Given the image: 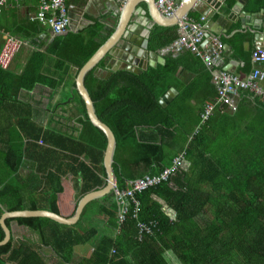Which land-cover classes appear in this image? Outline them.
<instances>
[{
	"label": "trees",
	"instance_id": "obj_1",
	"mask_svg": "<svg viewBox=\"0 0 264 264\" xmlns=\"http://www.w3.org/2000/svg\"><path fill=\"white\" fill-rule=\"evenodd\" d=\"M190 18L196 20L197 16L191 13ZM102 19L103 16L95 19L96 23L91 27L103 28ZM43 26L28 17L22 28L15 26L10 33L40 48L41 44L37 42L40 38L36 36L43 32ZM85 28L54 36L47 50H37L19 73L10 71L11 67L0 68V110L12 100L18 102L22 89H34L45 57H50L53 52L59 55L56 43L67 39V42L79 41L76 52L85 53L80 68L84 66L107 39L98 31L85 33ZM114 29L113 26L107 30L113 32ZM179 36V24L155 26L149 37V47L157 52L167 50L165 62L148 65L142 72L120 69L108 77L98 73V68L105 63L102 60L89 72L86 84L100 118L114 130L117 138L113 168L118 188H125L130 180L146 174L160 173L184 150L187 154L185 165H190L188 171L183 169L172 181L138 193V219L133 217L130 205L125 221H120V206L115 191H112L91 202L77 225H64L42 217L6 221L10 229L17 224L37 232L41 246L51 248L61 259V264H169L165 257L168 252L180 264H264V162L261 156L247 155L246 159L245 155L230 160L228 156H206L207 149L201 152V137L204 138L212 123L211 116L200 124L205 107L201 111V69L205 79L213 83L212 73L191 49L177 52L171 48ZM63 65L61 62L60 66ZM213 84L212 88L216 87ZM173 88L178 93L165 106L161 101ZM247 94L243 92L242 95ZM79 98L83 116L80 135L48 133L55 136L54 140L43 141L77 164L69 169L79 177V185H83L82 189L77 187L81 200L108 184L104 163L108 138L90 121L86 103L81 95ZM19 129L23 133L27 129L30 131L27 137L32 143L27 145L38 151L47 150V147L35 144L39 140L37 136L41 135L37 125L17 121L10 135L13 137V132ZM22 150L20 147L19 158ZM11 158L13 162L17 159L14 146ZM15 163L8 165L7 174L0 176V219L6 211L24 209L60 213L59 194L64 188L61 177L57 176L42 177L41 202L32 199L29 205L22 201L23 208L7 203L3 198L6 194L18 198L21 191L18 184L13 185L9 180V175L18 171L19 165ZM201 167L204 171L202 182ZM53 178L60 184L55 185ZM165 205L170 208L169 212ZM138 221L154 222L157 226L152 234L139 239ZM4 237L0 225V241ZM89 243L94 245L92 253L76 261L77 247ZM9 263L52 264L37 247L30 243L16 245L13 238L0 246V264Z\"/></svg>",
	"mask_w": 264,
	"mask_h": 264
},
{
	"label": "crops",
	"instance_id": "obj_2",
	"mask_svg": "<svg viewBox=\"0 0 264 264\" xmlns=\"http://www.w3.org/2000/svg\"><path fill=\"white\" fill-rule=\"evenodd\" d=\"M66 1L72 19L69 30L78 28L75 30L78 31L87 27L85 33L94 34L98 31L100 34H105L108 39V31H102L104 28H111L118 23L119 14H117V11L119 9L117 2L119 0ZM234 4L235 0H227V4L224 2L219 9H214L207 3L200 2L194 6L191 13L196 15L198 19L203 15L206 16L205 37L202 43L204 51H209L215 41L222 42L220 51L215 56L214 68L227 69L243 77V79H247L249 73L256 67L252 61L253 51L257 47H264V0H245L243 6L233 8ZM139 5L137 12L135 11L133 21L141 18L144 19L143 23L150 21L147 17L138 16L140 10L145 11L148 8V3L142 0ZM38 7L39 0H9L7 2L0 17V48L5 35L10 34V30L15 26L22 28L29 14L34 13ZM102 16L103 19L100 23L103 28L102 26L98 27V25L92 28L91 25L96 23L95 19ZM194 19L189 18L190 21ZM132 26L139 28L136 23ZM43 29V32L36 36L40 38L37 42L41 44V47L35 45L34 47L31 43L26 42L13 61L10 71L19 73L32 60L37 50L42 52L47 50L57 34H54L46 25L43 26ZM145 31L147 32V30ZM67 40L56 43L55 49L59 55L53 52L49 55L50 57H45L41 76L39 75V82L36 83L34 89H22L17 97L18 102L12 100L5 104V108L0 110V176L7 174L8 165L18 162L15 163L19 165L18 171L10 174L9 180H12L13 185L18 184L21 187L19 197L12 198L11 194H6L3 198L8 204L15 203L22 208V201L29 205L32 199L38 203L42 201L43 196L40 192H42L43 176L61 177V185L64 191L59 194L60 214L70 218L75 215L79 202L77 187L82 189L83 186L78 183L79 177L69 169L71 165L77 164H73L61 153L55 152L52 146L50 147L43 141V139L54 140L55 136L48 133L79 136L83 131V125L80 122L83 116L81 114L82 107L77 89V79L83 67L80 68V62L84 61L85 53L76 52L79 50V41L67 42ZM165 51L167 50L158 53L164 57ZM37 59L40 62L39 56ZM102 60L105 63L98 68L99 74H106L110 77L115 71L120 70H113L117 65L116 58L113 55L109 54ZM61 62L64 63L63 66H60ZM201 62L206 65L202 58ZM123 65H125L124 62ZM258 68L264 71V63L258 65ZM204 74L201 69V111L202 107H206L211 103L214 104L217 100V90L214 87V82L212 83L210 79L207 81ZM42 80H44V83H42ZM212 84L214 88H212ZM262 87L264 88V83ZM243 92L249 94L242 95ZM217 108L218 111H216ZM217 108L214 110L216 114L214 111L211 114L212 123L208 128L209 131H206L204 138L201 137V152L203 149H207L206 156L217 158L228 156L230 160H237L236 158H239V156L245 157V155L246 159L247 155L261 156V161L264 162V102L262 97L240 90L230 97L227 104H218ZM201 113L203 114V112ZM213 113L216 115L215 117ZM17 121L37 125L41 130V135L37 136L39 140L35 144L39 147H47V150L41 149L38 151L34 149V146L27 145V143H32L31 138L27 137L30 132L28 129L25 133L22 129H19L17 132H13L12 137L10 133H12L11 130H13ZM203 123L201 117L200 124ZM29 129L31 130V128ZM199 129L200 125L197 131ZM41 141L42 145L40 144ZM13 146L17 158L14 162L11 158V148ZM20 147H23V150L19 158ZM184 152L186 153V150ZM189 167L190 165H184L183 169L188 171ZM203 174L204 171L201 167V182ZM53 182L55 185L60 184V181L55 180V178H53ZM23 183L25 186L22 187ZM128 183L126 187H129ZM204 185H209V183H204ZM165 207L169 212L168 205H165ZM11 231L16 245L30 243L45 255L47 261L52 264H61V259L56 256L51 248L41 246L37 232L17 224L11 227ZM93 249L94 245L92 243L78 246L76 261L83 255H90ZM165 257L169 264H180L170 252Z\"/></svg>",
	"mask_w": 264,
	"mask_h": 264
},
{
	"label": "water",
	"instance_id": "obj_3",
	"mask_svg": "<svg viewBox=\"0 0 264 264\" xmlns=\"http://www.w3.org/2000/svg\"><path fill=\"white\" fill-rule=\"evenodd\" d=\"M141 1L142 0H120V6H118L119 11H117L119 20L114 26V31L109 32L104 28L103 32L108 31V39L81 68L77 79V89L86 103L90 121L94 126L101 129L108 138V147L104 161L108 173L107 186L103 189L92 191L79 200L76 213L70 218L48 210L6 211L0 219V225L5 234L4 239L0 241V246L6 245L12 238V231L6 223L8 219L42 217L64 225H77L91 202L106 197L117 187V178L113 168L117 151V138L114 130L100 118L97 112L96 103L86 84L89 72L109 54L116 58L117 65L113 70L127 69L134 72H142L148 65L154 66L157 62H164L165 58L161 56L160 53L149 48V37L155 26L170 27L178 25L182 21L190 22V12L194 6L200 2L207 3L214 9H219L224 2L227 4V0H178L179 8L173 15L168 16L157 7L156 0H144L148 3V8L145 11L140 10L138 16L147 17L150 21L143 23V18L133 21L135 11L137 12ZM244 3L245 0H235L233 8L243 6ZM113 15L115 16L116 14L114 13ZM134 23H136L139 28L132 26ZM77 29L72 28V31ZM145 30H147V32ZM123 62L125 65H123ZM176 93L178 92L175 88L171 89L162 99V104L165 106L168 105Z\"/></svg>",
	"mask_w": 264,
	"mask_h": 264
},
{
	"label": "built area",
	"instance_id": "obj_4",
	"mask_svg": "<svg viewBox=\"0 0 264 264\" xmlns=\"http://www.w3.org/2000/svg\"><path fill=\"white\" fill-rule=\"evenodd\" d=\"M9 0H0V16L3 12L4 6ZM156 5L161 11L170 16L173 15L179 8L178 0H156ZM29 19L32 21H39L46 25L54 34H60L68 31L71 28L72 19L69 14V7L66 0H39V7L34 13L29 14ZM205 20L203 15L199 19L190 22H180L179 32L180 36L173 43L171 48L174 51H182L185 48L191 49L196 55L201 57L206 65L211 69L212 79L217 87V100L214 104H209L205 107L202 114V121L208 120L218 106V104L229 102L232 95L238 91H248L252 94L260 95L264 102V71L258 68V65L264 63V47H257L252 53V61L256 65L247 79H243L236 73L230 72L227 69L214 68L215 56L219 53L222 46L221 41H215V44L209 51H204L202 43L205 37ZM26 42L21 38L7 34L0 48V68L8 69L11 67L13 61L17 57L21 48ZM42 143V141L40 142ZM186 160V153L177 156L173 163L160 173L146 174L137 180L130 181L129 187L115 188L117 201L120 206L119 218L123 222L129 213L130 205L133 208V217L138 219V211L140 208V201L136 195L152 187L160 186L163 183L170 182L172 178L181 170H183ZM156 223H142L138 221V238L146 234H152ZM114 252V250H113Z\"/></svg>",
	"mask_w": 264,
	"mask_h": 264
},
{
	"label": "flooded vegetation",
	"instance_id": "obj_5",
	"mask_svg": "<svg viewBox=\"0 0 264 264\" xmlns=\"http://www.w3.org/2000/svg\"><path fill=\"white\" fill-rule=\"evenodd\" d=\"M117 5L120 6V0L117 2Z\"/></svg>",
	"mask_w": 264,
	"mask_h": 264
},
{
	"label": "clouds",
	"instance_id": "obj_6",
	"mask_svg": "<svg viewBox=\"0 0 264 264\" xmlns=\"http://www.w3.org/2000/svg\"><path fill=\"white\" fill-rule=\"evenodd\" d=\"M11 34V33H10ZM26 42V41H25ZM169 166V165H168ZM167 167V166H166ZM180 172V171H179ZM172 181V180H171Z\"/></svg>",
	"mask_w": 264,
	"mask_h": 264
}]
</instances>
